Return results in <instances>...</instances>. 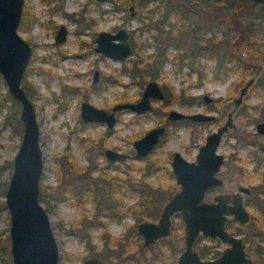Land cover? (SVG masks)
<instances>
[{
    "label": "rangeland",
    "instance_id": "obj_1",
    "mask_svg": "<svg viewBox=\"0 0 264 264\" xmlns=\"http://www.w3.org/2000/svg\"><path fill=\"white\" fill-rule=\"evenodd\" d=\"M164 1L110 0L97 3L95 0H59L62 9L54 12L50 11V8L55 6L56 1L50 3H44L42 0L25 1L31 10L33 9L37 20L31 26L19 29L20 34L33 46L22 85L27 88L40 129L44 132V135L39 137L43 152L40 183L41 189H45L49 207L46 201L41 203L50 210L48 213L60 252L59 264H81L89 250H101L103 243L100 234L106 233L110 245H113L116 239L122 242L123 233L131 232L128 225L134 221V217L129 213L121 220L103 215L100 218L106 222V226L105 224L103 227L94 226L96 209L99 212L103 211L106 204L104 193L103 203L97 207L85 191L81 194L82 199L74 192H70L62 199L55 200L57 190L61 187L60 183L86 189L89 182L104 180L113 175L119 183L114 195L119 196L120 203L126 206L137 201L142 202L140 190L149 189V186L153 187L154 192L155 187L161 192H168L170 184L174 182V179L171 182L172 178L168 171L173 151H179L188 160L194 159L198 147L205 141L206 134L214 130L216 124L168 122L163 141L147 157L139 160L134 158L133 141L141 137L146 130L165 124L163 123L165 114L171 108L185 113L206 111L207 106L215 108L224 106L226 111L231 109L233 99L239 94V88L254 75V72L257 71V75L264 72V58L260 61L261 68L251 65L248 73L230 61L226 63L230 70L222 72L214 79L212 74L214 60L201 55L195 61V65L204 75L200 78L198 73L187 65L186 59L180 60L176 57L182 50L175 44L184 39L187 41L188 31L192 30L196 23L180 19L175 14L169 15L164 31L171 28L170 34L179 35L178 39L169 34L166 36L165 32L154 27L155 22L165 11ZM193 3L196 4L194 9L201 16L204 15L196 18V21H201L212 12V7H208L204 2ZM131 4L133 11L137 12L134 17L129 14ZM223 16L229 27L227 37H231L235 34L232 15L227 13ZM87 17L94 19L93 25H87ZM60 24L67 26L68 36L65 42L56 44L54 35ZM119 26H124L130 31L129 44L132 53L124 61L107 57L94 50L93 39L99 30L114 32ZM211 27L212 30L204 34L206 36L214 34L220 39L223 28L216 25ZM156 45L160 49L167 48L171 58L164 63L163 73L157 79L158 82L161 85L164 83L172 85L175 94L183 91L186 96L196 97L199 101L187 104L179 103L178 99L173 101L155 99L152 100L153 109L141 114L127 108L119 109L115 111L117 122L112 128H107L106 124L100 121H82L79 112L80 104L84 100L96 107L111 110L115 104L140 99L144 85L151 77H139V73L144 70L146 64V67L152 68V55L157 52ZM95 72L97 80L94 82ZM5 92L8 90L0 76V161H11V166L5 172L8 180L12 171V158L21 135L14 133L11 126L4 123L10 104ZM202 93H208L221 100H215L206 106L201 99ZM242 107H246L254 117L234 119L235 127L223 135L218 151L226 156L221 169L224 183L221 188L209 191L206 199H210L219 190L233 192L238 184L246 185L237 170L236 157L246 163V170L251 174L252 182H259L264 171V152L255 144L243 142L246 133H254L255 123L264 118L263 112L259 109L264 108V86L255 83L251 85L237 111ZM18 108L20 111V104ZM105 148L124 152L127 157L110 161L103 153ZM66 154L70 156L68 162H74L73 170L63 165V156ZM142 168L148 172L145 182L124 181L130 177L139 179L143 172ZM251 199L256 200L255 197ZM173 219L179 221L181 217L176 214ZM8 227L9 217L6 210L0 216L3 237L8 234ZM174 231L177 236L169 235L157 241L151 250H145L146 257L159 250H168L170 245L183 248L184 232L180 224ZM250 234L249 228H243L240 233L242 237ZM129 240L128 250H136L138 244L135 245L130 237ZM197 243L199 246H212L215 250H221L226 245L218 239L204 235L198 237ZM7 244L10 253V240ZM121 246L113 245L112 250H119ZM247 252L254 260L259 259L254 250ZM9 261L11 264L10 254ZM161 262L162 260H157L156 263Z\"/></svg>",
    "mask_w": 264,
    "mask_h": 264
},
{
    "label": "water",
    "instance_id": "obj_2",
    "mask_svg": "<svg viewBox=\"0 0 264 264\" xmlns=\"http://www.w3.org/2000/svg\"><path fill=\"white\" fill-rule=\"evenodd\" d=\"M23 4L24 0H0V76L10 95L20 104L19 118L22 125L21 138L12 158V171L4 193L9 217L11 264H59L60 252L50 216L40 201L43 172L40 126L35 107L22 85V78L32 54V46L18 31ZM128 36L129 31L124 27L119 28L116 33L100 31L95 39V50L123 61L132 53ZM64 39L65 31L62 27L56 35V40ZM96 78L97 73L94 80ZM252 81L253 78H250L244 88ZM163 97L164 92L158 81L151 79L146 83L138 101L118 103L112 111L82 101L80 118L84 121L104 122L108 127H112L116 123V110L128 108L143 112L152 109L151 98ZM204 97L206 100L210 99L206 94ZM239 101L240 98L236 100ZM167 118L208 121L215 116L200 111L185 113L170 109ZM231 125L229 116L223 125L208 134L206 141L199 147L195 161H188L179 152H175L172 167L176 182L180 185L179 190L166 202L157 223L143 221L138 225V233L144 236L146 244H150L169 232L170 216L179 211L185 226V251L180 255L178 264H253L252 258L246 254L241 238L229 234L224 228L227 214H233L234 218L241 222L250 218L240 193L231 195L232 204H228L230 194H216L213 201L204 200L205 191L222 182L217 171L223 156L216 150L222 134ZM165 129L163 125L152 127L135 139L134 157L141 159L148 155ZM257 129L264 133V120L257 124ZM104 153L112 161L126 156L110 148L105 149ZM239 189L249 191L244 186ZM200 232L210 237H219L229 242L231 247L225 248L214 260L202 261L193 249L194 241ZM94 262L95 259H87L85 264Z\"/></svg>",
    "mask_w": 264,
    "mask_h": 264
},
{
    "label": "trees",
    "instance_id": "obj_3",
    "mask_svg": "<svg viewBox=\"0 0 264 264\" xmlns=\"http://www.w3.org/2000/svg\"><path fill=\"white\" fill-rule=\"evenodd\" d=\"M164 1V0H163ZM188 3L176 2L175 4L165 2V12L166 13H174L178 17H187L193 23H196V26L190 31H188L189 38L187 41L181 40L177 41L175 44L181 48V52L177 54V58L180 60L186 59V63L190 66L192 71L198 73L199 77H204L203 72L199 69L198 66L195 65V61H197L199 56H207L214 60V69H213V78L217 79L222 72H226L229 68H227L226 63L233 61L234 65L240 67L244 72L248 73L250 67H259L261 65V60L264 58V0H187ZM192 1V2H191ZM194 1L204 2L208 7H212V12H210L207 17H204L200 20L199 17L202 16L199 14L197 10L194 8L196 4ZM256 7V9H255ZM230 13L232 15L233 28L235 30V34L231 37L228 36V25L224 22L223 15ZM222 17V20H221ZM217 21V22H216ZM216 22V23H213ZM207 23L208 26H203V24ZM211 25L219 26V28H223V33L218 39L216 35L206 36L202 34L200 29L204 32L211 31ZM154 27L157 30H162L164 32V24H159L158 21L155 22ZM180 29H178V33ZM191 32V33H190ZM174 36L178 39L179 35H171L170 29L165 31L166 36ZM180 34V33H179ZM157 52L152 55L153 66L152 68L144 66V70L139 73V77H147L150 76L153 79H158L163 73V65L170 58L169 53L167 52V48L160 49L158 45H156ZM245 58V59H244ZM248 60V61H247ZM264 60V59H263ZM252 65V66H251ZM230 70V69H229ZM257 70V69H256ZM255 84L259 86H264V72L258 74ZM26 90L27 88L23 86ZM163 87L165 88L166 95L165 100L178 99L179 103H189L195 101L194 97H189L184 94L182 91L179 94H175L174 88L172 85L164 83ZM5 96L10 100V104H8V113L5 116L4 123L5 125L9 124L14 131L21 135L22 133V125L19 118V104L18 101L13 99L9 92H5ZM63 165L66 167L75 168L74 162H68L70 156L67 154L63 156ZM68 163V164H66ZM11 166L10 160L0 161V216L6 211V206L4 202V193L6 189L7 176L5 175L8 167ZM143 172H141V177L139 179L127 178L124 179L126 182L133 181H142L145 182V176L148 174L147 170L144 168ZM171 175V174H170ZM172 178V175H171ZM173 182V178L171 180ZM61 185L58 194L55 196V200L62 199L65 194L70 192H74L75 195L81 198V194L85 191L94 202L95 207L97 205H101L103 203L104 197L100 195L104 193L106 198V204L103 208V211L108 213L109 215H117L120 214L121 209V199L119 196H115V190L119 186L118 179L115 176H110L109 178H105L104 180H96L91 181L87 184L86 189L77 188L69 185ZM148 185V184H147ZM153 187L149 186V189L140 190L143 201L139 203H144L145 208L147 207L149 210L144 211L142 214L146 217H153L154 210V199L156 198V190L155 192L152 189ZM254 194L256 200H250L247 202L248 206L252 207L253 210L251 212V223L253 228H255V234L258 239L255 241L254 237L250 238L251 241L255 242L252 246H249V250H254L256 254L259 256L256 264H264V171L261 175L259 182L253 185ZM54 199V198H53ZM40 201H46L47 207H49V200L46 197L45 189H40ZM46 208V207H45ZM132 212L135 213V207H129ZM49 212V208H46ZM102 211V210H101ZM96 213L98 210L96 209ZM141 214V213H139ZM135 215H138L136 213ZM255 225V227H254ZM4 230L0 229V262L1 264H10L9 261V251L7 241L9 240L8 234L3 237ZM6 231V230H5ZM102 238L106 240L105 235H102ZM249 239V238H248ZM255 245V246H254ZM206 248H202L201 250H205Z\"/></svg>",
    "mask_w": 264,
    "mask_h": 264
},
{
    "label": "flooded vegetation",
    "instance_id": "obj_4",
    "mask_svg": "<svg viewBox=\"0 0 264 264\" xmlns=\"http://www.w3.org/2000/svg\"><path fill=\"white\" fill-rule=\"evenodd\" d=\"M25 1L26 0H24V4H23V8H22V14H21V18H20L19 25H18V31L22 27L31 26L37 20L36 16L32 12L33 9L31 10V7H29ZM42 1L44 3H50L52 1H56L55 6H53V7L50 8V11H52V12H54L56 10H59V9L60 10L62 9L61 5L58 3L59 0H42ZM95 1L97 3H105V2H108L110 0H102V1L101 0H95ZM183 1L185 3H188L187 0L174 1V2H170L169 1V3H173V4H175L176 2L183 3ZM162 2H163V0H162ZM163 5H164L163 7L165 8V3H163ZM129 10H130V13H129L130 16H132V17L136 16V13L137 12L133 11V4H131L129 6ZM171 14H174V13H171V12L170 13H166L164 11L163 14H161V16L158 18L157 21L159 22V24L160 23L161 24H164V27H166L167 24H168L169 15H171ZM178 18L183 19V20H189V18H187V17H178ZM144 19H145V17H144ZM86 20H87V25L91 26V25L94 24V19L93 18L87 17ZM206 25H208V24L207 23L203 24V26H206ZM171 26H172V24H171ZM62 27L64 28V31H65V39L63 41H57L56 40V35L58 34V32L61 30ZM121 27H124V26L117 27V29L114 32L113 31H110V30H105V29L99 30L96 33V35H95V37L93 39V41L95 43L94 50H95V46L97 44V42H96L95 39H96V37H97V35H98V33L100 31H109L111 33H116L117 30L119 28H121ZM124 28H126V27H124ZM169 29H171V28H169ZM167 31H168V29H167ZM200 31H201L202 34H204L203 33V30L200 29ZM67 36H68L67 26L65 24H60L59 27H58V29H57V31H56V33H55V35H54V42L56 44L57 43H63V42L66 41ZM129 36H130V31H129ZM129 36H128V41H129ZM26 40L32 46V44L30 43V41L28 39H26ZM32 52H33V46H32ZM31 56H32V54H31ZM107 57H109V56H107ZM110 58H112V57H110ZM116 60H118V59H116ZM258 68H261V66H259ZM95 73H97V72H95ZM95 73H94V75H95ZM257 73H258L257 71L254 72V75L252 77H250V78H253V81H252L251 84H249L247 87L244 88V85L250 79L249 78L245 82V84L242 85L239 88V94H238V96L233 99V107L231 109L227 110V111H226V108L224 106L223 107H218V108H215L214 106L213 107H208L207 106L208 104L212 103L215 100H221V99H217L215 97H212L208 93H202L201 94V99L205 103V105L207 106V108H206V111H200V112L212 114V115L215 116L214 119H211V120H208V121H196V120H191V119H187V118H181V119H177V120H169L167 118V114H168V111L170 109H168L167 112H166V114H165V119L163 120V123H165V124L157 125V126L163 125V126L166 127V129L163 132V134L160 136L158 142L153 147L152 151L159 145V143H161L163 141V138L165 137V134H166V131H167V125L166 124L168 122H172V123L184 122L186 124L207 123V122H209V123H215L216 124V128L214 129V130H216L219 126L223 125L228 120V118L230 116L232 125L229 126L226 131H224V133L222 134V136L220 138V141H219V143L217 145V150L216 151L218 153H220L218 151V147H219V144L221 142V139H222L223 135L230 128H234L235 127L234 119L238 120L240 117H246V118H250V117L252 118V117H254V116H251V114L248 112V109L246 107H242L238 111H237V109L242 104L243 96L247 93L249 87L255 83V80H256V78L258 76ZM151 79H153V78H151ZM151 79H149V80H151ZM96 80H97V78H96ZM96 80H94V78H93V81L94 82ZM155 80H157V79H155ZM146 83H145V85H146ZM145 85H144V87H145ZM159 85H160V87L162 88V90L164 92V97L161 98V99H159V98H151L150 99L151 105H152V100H155V99H158V100L165 99V95H166L165 88L160 83H159ZM143 90H144V88H143ZM143 90H142V92H143ZM204 94L208 95L210 97V99L206 100L205 97H204ZM194 98H195V101H192V102H198L199 101V99H197L196 97H194ZM239 98H240V101L239 102H236V100L239 99ZM192 102H189L187 104H191ZM152 109H153V105H152ZM152 109L146 110V111H143V112H136L134 110H132V111L141 114V113H144V112L151 111ZM171 109H174V108H171ZM259 109H261V112H263L262 114H264V108H259ZM109 111H112V109L109 110ZM195 112H197V111H195ZM189 113H192V112H189ZM115 115H116V113H115ZM79 116H80V112H79ZM263 120H264V118L255 123V132L254 133L247 132L246 135H245V137H243L245 139L243 141L244 143H252V144H255L258 148H260V150L262 152H264V133L258 131L257 124L260 123V122H262ZM82 121H84V120H82ZM84 122H90V121H84ZM116 122H117V117H116ZM112 127H108L107 126V128H112ZM154 127H156V126H154ZM214 130H212L211 132H213ZM211 132H209L208 134H210ZM208 134H206V136H205V141H206V137H207ZM202 144H200V146ZM199 147H198V150H199ZM105 149H107V148H105ZM105 149H104V151H105ZM110 149H112V148H110ZM198 150H197V152H198ZM104 151H103V153H104ZM115 151H117V150H115ZM134 151H135V149H134ZM118 152H120V151H118ZM175 152H179V151H173L172 157H171V160H170V169L168 170L169 173L172 175V178L174 179V182L170 184V187L171 188H168V192H161L159 190H157L158 192L156 191V193H155L156 198L154 199V201H155L154 202V210L152 211L153 214H154L153 217L150 218V217L143 216L142 213L145 210L148 211L149 209L147 207L145 208L144 203H139V201H137L136 203H133L132 205H127V206L126 205H123L121 203V206H122L121 209H120V212L121 213L120 214H117V215H113V216L109 215L105 211H100V212L98 211V213H95V216L93 218L94 219L93 223H94V226H102V227L104 226V224L106 226V222L105 221H102L101 218H100L103 215L104 216L105 215L108 216L110 219L121 220L127 213L132 214V216L134 217V219H133L134 221L132 222V224H129L128 225L129 228L131 229V232L130 233H128V232L123 233V236L121 237L122 242H118L119 239L114 240V244L113 245H115L116 247L122 245L121 246L122 248H119V250H112V246L113 245H110L109 244V241H110L109 238L106 239V240H104V238H102V235L103 236L105 235V238H107L106 237V233L105 234H100V238H101L102 243H103L102 244V247H101V250H89L88 253H87L88 255L82 260L81 264H85V261L87 259H95V262L93 264H158V263H156L157 260H162V262L159 263V264H178L179 263V257L185 251L184 250L185 249V242H184V239H185V226H184V221H183L182 215H181V213L179 211L174 212L170 216L169 232L166 235H163V236H160V237L156 238L155 241H153L152 243L146 244L145 243L144 236L138 233V225H139V223H141L143 221H149V222H155V223H157L159 221V218H160V215H161V212L163 210L164 205L172 197V195L177 190H179V188H180V185L176 182L175 175H174V171H173V167H172V161H173ZM197 152H196V154H197ZM120 153H124V152H120ZM124 154L126 155L125 157H121V158H119L117 160L125 159L127 157V154L126 153H124ZM196 154H195V158L194 159L188 160L187 158H185L180 153V155L182 157H184L188 161H195L196 160ZM220 154H222L223 159H222V162L220 164L219 170L217 171V175L222 180V182L219 185L212 186L211 188L207 189L205 191V194H204V200H206V201H213L214 196L216 194H230V198L228 199V204H232L231 195L233 193H236V192H239L240 193V195L242 196V202H243L244 206L246 207V209L249 211L250 218L246 222H241L240 220L235 219L233 214H227L226 215L227 216V220L225 221L224 228L228 231L229 234L241 238V240H242V242L244 244V249L246 250V254L249 256L247 250H249V246H252L253 244H255V242L251 241V239H250V238L254 237V234H255V231L254 230H255V228H253V225L251 223V212H252L253 208H251L250 206H248L247 202L250 201V200H252L251 199L252 197H255V194L253 193L254 192L253 191L254 190L253 185L256 184L257 182H252L251 174H249L248 170H246V163L244 161H241L239 159V157H236L235 158V161H236V164H237V170H238V172H239V174L241 176L242 181L246 185H244V184H238L237 187H236V190L233 191V192H224L222 190H219L210 199H206V194L209 191H211V190H213L215 188H221V186L224 183V179L221 177V169H222V167H223V165L225 163L226 156L223 153H220ZM104 155H105V153H104ZM148 155H146V156H144L142 158H145ZM134 156H135V153H134ZM105 157L107 158L106 155H105ZM107 159L110 160L109 158H107ZM110 161H112V160H110ZM240 186H244V187L248 188L249 191L248 192L241 191L239 189ZM100 195L103 196V194L101 192H100ZM79 199H82V196ZM255 199H256V197H255ZM130 206L136 208L135 209V213L132 212L130 209H128ZM136 213H138V215H135ZM139 213H141V214H139ZM176 214H179L180 217H181V219L179 221H173L174 220L173 217H175ZM179 224H180V228L183 229V232H184V237H183L184 247L180 249L179 247L170 245L168 250H159L158 252H155V254H153L152 256L146 257L145 250H151L154 247V245H155V243L157 241H159L161 239H164V238L168 237L169 235L170 236H172V235H176L177 236L178 234H175V231L174 230H176L179 227ZM254 227H255V225H254ZM243 228H249V229H251V234L249 236L242 237L240 235V233H241V231H242ZM200 235H204V234H202V232H200L199 235L196 237V240L194 241V244H193V249H194V251H196V253L198 255V258L200 260H202V261L214 260V259L218 258L221 255L222 251L225 248L231 247V244L229 242L224 241V240L220 239L219 237H210V236H207V235H204V236L209 237V238H212V239H218L221 242L225 243L226 245L221 250H215V249L212 248V246H207V245H201V246H199V243H197V240H198V237ZM129 237H130V239L132 238V242L135 245L138 244L136 250H128L129 241H130L129 240ZM257 239L258 238L255 236L254 237V240L256 241ZM202 248H206V249L205 250H201ZM252 260H253V264H256V260H254L253 258H252ZM141 261H144V262L141 263ZM239 264H244V263H239Z\"/></svg>",
    "mask_w": 264,
    "mask_h": 264
},
{
    "label": "bare ground",
    "instance_id": "obj_5",
    "mask_svg": "<svg viewBox=\"0 0 264 264\" xmlns=\"http://www.w3.org/2000/svg\"><path fill=\"white\" fill-rule=\"evenodd\" d=\"M43 135H44V132L41 131V129H40V137H42Z\"/></svg>",
    "mask_w": 264,
    "mask_h": 264
}]
</instances>
